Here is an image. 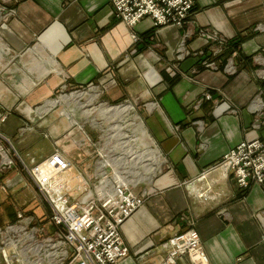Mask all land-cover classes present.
Masks as SVG:
<instances>
[{
	"label": "crops",
	"instance_id": "crops-1",
	"mask_svg": "<svg viewBox=\"0 0 264 264\" xmlns=\"http://www.w3.org/2000/svg\"><path fill=\"white\" fill-rule=\"evenodd\" d=\"M195 8L183 30H156L150 18L134 28L116 20L110 0H0V207L9 210L0 226H16L6 237L20 239L28 225L16 204L35 230L54 232L28 170L58 152L71 164L59 178L82 203L118 178L147 180L132 188L147 197L122 226L130 253L117 264H166L169 241L191 229L210 264H264V186L243 191L219 166L242 142H264V0H195ZM201 29L219 36L220 55L211 57ZM111 81L105 101L129 109L110 155L132 145L141 158L117 181L102 177L90 133L66 134L70 124L48 112L65 92ZM32 244L24 253H38ZM174 264L191 262L182 254Z\"/></svg>",
	"mask_w": 264,
	"mask_h": 264
},
{
	"label": "built area",
	"instance_id": "built-area-1",
	"mask_svg": "<svg viewBox=\"0 0 264 264\" xmlns=\"http://www.w3.org/2000/svg\"><path fill=\"white\" fill-rule=\"evenodd\" d=\"M110 3L116 19L131 28L146 18H150L155 27L181 26L194 7V0H110ZM220 167L233 174L242 189H248L252 184H264V142H242L224 156ZM69 168L70 163L55 153L31 169L30 175L36 186L52 203V220L58 227L55 236L48 237L42 232L38 238V230L33 228L30 236L32 249L43 253L47 264H67L72 257L69 264H115L126 259L129 249L119 228L143 206L146 199L133 195L120 184L113 187L112 194L105 197L101 205L93 201L85 206L76 203L69 207L61 186L55 185L58 183L55 178ZM32 222L30 219L28 225ZM13 228L8 227L3 232L0 229V236L6 237L3 234ZM168 244L170 259L166 264H174L181 254H185L191 264H210L200 236L194 229L177 235Z\"/></svg>",
	"mask_w": 264,
	"mask_h": 264
},
{
	"label": "rangeland",
	"instance_id": "rangeland-1",
	"mask_svg": "<svg viewBox=\"0 0 264 264\" xmlns=\"http://www.w3.org/2000/svg\"><path fill=\"white\" fill-rule=\"evenodd\" d=\"M112 10H113V8H112ZM195 11H196V8H195V0H194L193 10H192L190 15L187 17V19L184 21V23L181 26L180 25H178V26H162V27H155V28H156V30H158L160 28H165V27H177V28L183 30V28L188 24V22L194 16ZM113 14H114V11H113ZM114 17H115V15H114ZM115 19H116V17H115ZM199 36L205 38L208 42H210L211 44H209V45H211V46L214 45L215 46V48L211 50V53H212L211 57H213L215 54H216L215 56L220 55V48L217 50V47H220V45H221L219 36L216 35L217 36L216 37L215 34H212L211 32H209V31H207L205 29L199 30ZM148 38L150 40L152 39L150 36ZM132 39H133L134 43H139V42L145 41V39L139 37L136 33L132 34ZM213 65L214 64L210 63V61H209V63L207 61H205L204 64H203V66L205 68H210ZM178 69H179V66H178ZM171 71L172 72H177L173 68H171ZM113 83H115V81H113ZM111 84H112V81L110 82V84L108 83V84H103V85H100V84L89 85L88 87L83 88V89H79V90H76V91L65 92V93L61 94L59 97L54 98V100H52L50 102L49 106H52V105L56 104V101H59V104L56 107L49 108L47 106L49 108L48 112H49L50 117H52V116H57L59 118L60 117L61 118L64 117L66 126L70 124L69 129H68V126L66 127V134H70L71 132H74V135L78 134L80 132L82 134H84V132L90 133V135L92 136L93 139H92V141L90 140L89 143L91 145L95 144L96 149H98V152H97V155H96V163H97V167L99 166L100 172L102 173L101 175H104V176H102L104 179H106V178L112 179L111 177H114V179H115L116 175L117 176L119 175V176H122V177H126V174L129 171H132V166H130V164H128L130 159L127 160V158L121 157L122 156V152H123V154H125L126 152H129L130 149H131V151L129 153H132V151L135 150L134 146H132V145L130 146L132 148H130L129 146H126V145H121V150L122 151L119 150V148H118L117 151L114 150V154L113 155H110L111 151H113L112 147L110 148V146L115 147V144L118 143V146L120 147V144L122 143V141H121L122 139L120 140V138H122L123 134L127 133V131L126 132H124V131H120V132L116 131L117 134L115 135L114 133H116V132H113L114 129H112V128H116V127L120 126L119 125L120 124L119 121L118 122H116V121H117V119H119V116H121V115L125 116V114H120L119 112H114V111L111 112L110 110H105V109H112L113 107L117 108V107H115V105L114 106L113 105L109 106V104L105 101V98H104L105 92L107 91L106 89ZM73 96H77V97H73ZM115 104H116V106L125 105L124 102L123 103H115ZM126 106L127 105L120 106V107H118V109L119 110L120 109L121 110H125V112H127L129 107L127 108ZM105 112H107V113H109L111 115H109V114L105 115L104 114ZM58 113H59V116H58ZM107 116L111 117L112 120L111 121H106V117ZM80 127H82V129L84 131ZM110 134H112V135H110ZM113 134L115 135V138H114L115 140H113L111 142L110 137H112ZM112 143H113V145H112ZM99 150H101V152ZM56 153H58V152H56ZM121 158L125 159L124 163H123V167L119 166L117 163H114V161H116V160L120 161ZM46 160L42 161L41 163L45 162ZM8 162H11L10 166H8V167H11L12 163H13V160L9 159ZM131 162L133 163L134 166L139 164V162L135 161V160L131 161ZM131 162H129V163H131ZM41 163H39V164H41ZM219 166H220V164H219ZM70 168H71V164H70ZM68 170H66V171H68ZM147 170L148 171H152L151 168L147 169ZM28 171L30 173L31 169L28 170ZM44 172L46 173V171H44ZM65 172H62L61 174L58 175V177L55 178V181H58V183H56L55 185H58L57 187H59V186L62 187V189L60 187V190L63 191V194L66 195V198L69 200L68 201L69 207L74 206L76 203L80 204L81 206H85V205H88V203L93 202V201L98 202L99 205H101L102 203H100V202L104 201V198L109 196L113 192V187L112 188H108L106 186H102L97 191L96 199L91 200L88 203L79 202L78 200L74 199L71 195H69L66 192L65 186L63 185L64 181H63L62 178H61L62 180L59 178ZM135 175H137V173H135ZM230 175L233 178L235 177L233 174H230ZM150 178H148V179H150ZM25 179H26V181H28V179L30 180V178H26V177H25ZM129 179H131V178H129ZM234 180L236 181L235 178H234ZM119 181H120V179L118 178V181H117V183L115 185H117V186L120 185V184L125 185L128 188L129 192H131L133 195H135L137 197H142V198H146L147 197L146 195L136 194V193H134L132 191V188L140 187L143 184L144 185L148 184V183H146L147 180H144L142 182H140L141 181L140 180V181H138V182H140L138 184L127 183V181H125L124 183H121ZM28 184H29V186H31L29 181H28ZM34 184H35V182H34ZM236 184H237V182H236ZM252 185H254V184H252ZM252 185L248 189H242L240 187L239 188L241 190H243V191H247V190H249L252 187ZM259 185H263L264 186V184H259ZM3 186H4V188L7 189V187L5 185H3ZM125 191L127 193H129L127 190H125ZM36 192L37 191L35 190V193ZM38 194H35V195L38 196ZM41 194L45 198V195L42 192H41ZM45 200H46V198H45ZM46 202L48 203V206H49V207L46 206L47 216L49 217V219L48 218L47 219L49 220V222L51 220V222H52V224L54 226V232L52 233V235H48V237H53V236H55L57 234L58 227L55 224V222L52 220V218H53V208L51 206L52 203L48 202L47 200H46ZM43 206H45V205H43ZM13 210H14V212L17 211V214L20 213L18 215V221H22V220L25 221V220H30V219H31V221H33L32 217H30V216L26 217L25 216V214L23 213L25 210H22V208H20L17 204H16L15 207H13ZM8 212H9V210L7 208H1L0 207V223H2V221H1L2 220V216L1 215L8 214ZM32 212L33 211H31V213ZM130 218H128V219H130ZM125 222L119 228L120 229V235H121V238H122L124 243H125V241H124L123 236H122V226L125 224ZM3 225L0 226V229L2 230V232H3V230L5 231L6 228H8V227H16V226H7V225L3 226ZM22 227L24 228V231H23L22 236L20 237V239H16V237H14V236H12V237L8 236V237H4V238H2L3 237L2 235L0 236V264H47V262L43 259V257H44L43 253H34V254L25 253V255H24V250L28 247V245L30 243L32 244V241L28 242V240H31L30 239V236L32 235L31 230L33 228L36 229V227H33L30 224L26 225L25 227L24 226H22ZM37 229H38V236H40L41 235L40 233H42L41 231H43L44 229L43 230L40 229V228H37ZM180 234H182V233H180ZM180 234H178V235H180ZM4 239L5 240L9 239V240L5 241ZM170 241H169V243H170ZM125 245H126V243H125ZM126 247H128V246L126 245ZM168 247H169V244H168ZM129 253H130V250H129ZM181 255H179V256H181ZM72 256H73V253L71 254V257ZM39 259H40V262H39ZM32 260H33L34 263H32ZM72 260H73V257H72L71 260L68 261L67 264H69ZM117 263L118 262H116L115 264H117Z\"/></svg>",
	"mask_w": 264,
	"mask_h": 264
},
{
	"label": "bare ground",
	"instance_id": "bare-ground-1",
	"mask_svg": "<svg viewBox=\"0 0 264 264\" xmlns=\"http://www.w3.org/2000/svg\"><path fill=\"white\" fill-rule=\"evenodd\" d=\"M105 110H110L111 112L112 111H114V112H119L120 114H123V113H126L125 112V110H119L118 109V107L117 108H112V109H105ZM117 130H118V132H120L121 130L120 129H122V127H118V128H116ZM123 138H125L126 137V135L125 134H123ZM130 141V140H129ZM130 151H131V149H130ZM129 153V152H128ZM139 159L141 160V158H140V155L139 154H137V152L136 151H132V153H130V161L129 162H131V161H139ZM152 170V169H151ZM122 183V182H121ZM124 183V182H123Z\"/></svg>",
	"mask_w": 264,
	"mask_h": 264
},
{
	"label": "trees",
	"instance_id": "trees-1",
	"mask_svg": "<svg viewBox=\"0 0 264 264\" xmlns=\"http://www.w3.org/2000/svg\"><path fill=\"white\" fill-rule=\"evenodd\" d=\"M242 41V40H241ZM240 42H239V40H237L236 41V45H235V47L237 48L238 47V44H239Z\"/></svg>",
	"mask_w": 264,
	"mask_h": 264
}]
</instances>
